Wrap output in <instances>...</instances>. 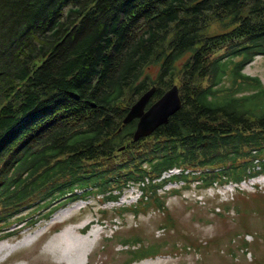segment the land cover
<instances>
[{
  "label": "trees",
  "instance_id": "1",
  "mask_svg": "<svg viewBox=\"0 0 264 264\" xmlns=\"http://www.w3.org/2000/svg\"><path fill=\"white\" fill-rule=\"evenodd\" d=\"M257 55L264 0H0L1 221L133 185L164 208L156 179L174 166L203 188L264 173V83L243 72ZM172 85L179 110L133 141L130 106ZM139 241L119 243L157 253Z\"/></svg>",
  "mask_w": 264,
  "mask_h": 264
},
{
  "label": "rangeland",
  "instance_id": "2",
  "mask_svg": "<svg viewBox=\"0 0 264 264\" xmlns=\"http://www.w3.org/2000/svg\"><path fill=\"white\" fill-rule=\"evenodd\" d=\"M243 72L264 83V55ZM198 182L178 180L157 189L164 208L147 203L150 197L133 185L117 200L94 192L67 200L48 219L45 207L36 206L0 219V244L8 247L0 264H264V173L233 187L214 181L203 188ZM73 207L63 219L62 211ZM20 215L29 217L17 221ZM91 230L96 234L86 238ZM135 237L140 241L133 247L156 246L157 253L132 257L119 242Z\"/></svg>",
  "mask_w": 264,
  "mask_h": 264
},
{
  "label": "water",
  "instance_id": "3",
  "mask_svg": "<svg viewBox=\"0 0 264 264\" xmlns=\"http://www.w3.org/2000/svg\"><path fill=\"white\" fill-rule=\"evenodd\" d=\"M154 90L155 88L152 86L145 91L130 106L122 119V125L128 124L134 119L137 120L136 128L132 135L133 141L151 135L156 128L166 124L169 117L178 111L181 106V98L177 85H172L158 99L148 104Z\"/></svg>",
  "mask_w": 264,
  "mask_h": 264
},
{
  "label": "bare ground",
  "instance_id": "4",
  "mask_svg": "<svg viewBox=\"0 0 264 264\" xmlns=\"http://www.w3.org/2000/svg\"><path fill=\"white\" fill-rule=\"evenodd\" d=\"M254 183V182H253ZM73 209H75V207H73V208H66L65 210H63L62 212L64 213L63 215L61 214V216L63 217V219L73 210ZM61 212V213H62ZM60 217V216H59ZM82 230H83V227L82 226H79V227H77V231L79 232V233H82ZM96 230H91L90 232H88V234H86V238H89V237H91V236H93L94 234H96ZM37 234V232L36 233H33V234H29V235H27V236H24V240H23V242H29V241H31V240H33L36 236ZM82 244H84V242H82ZM6 248H8L7 247V245H5V244H3V243H1L0 244V252L3 250V249H6ZM78 249H79V247H77V248H75V251L77 252L78 251ZM146 263V262H145ZM148 264H152V263H148Z\"/></svg>",
  "mask_w": 264,
  "mask_h": 264
},
{
  "label": "built area",
  "instance_id": "5",
  "mask_svg": "<svg viewBox=\"0 0 264 264\" xmlns=\"http://www.w3.org/2000/svg\"><path fill=\"white\" fill-rule=\"evenodd\" d=\"M179 172H181V169L180 168H176V167H173V168H169L165 171H163L160 175V177L158 179H156V181H160V180H163V179H167V178H170L172 177L173 175H175L176 173L178 174ZM189 170H185L184 173H188Z\"/></svg>",
  "mask_w": 264,
  "mask_h": 264
}]
</instances>
